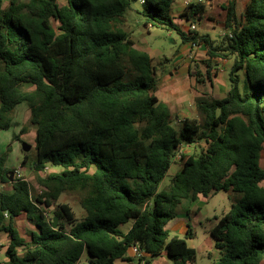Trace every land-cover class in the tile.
<instances>
[{
    "label": "trees",
    "instance_id": "trees-1",
    "mask_svg": "<svg viewBox=\"0 0 264 264\" xmlns=\"http://www.w3.org/2000/svg\"><path fill=\"white\" fill-rule=\"evenodd\" d=\"M6 1L0 0V131L11 127L18 106H28L36 129L31 168L44 191L35 196L0 157V237H9L0 264L132 262L134 246L146 254L141 264L163 255L171 264H197L187 242L191 227L186 238H170L167 225L185 201L221 191L241 197L211 231L219 264H264V0H248L241 13L238 0H229L220 43L183 31L171 13L175 0H11L5 8ZM136 3L147 28L175 30L183 43L204 45L211 59L234 57L227 96L198 102L203 122L186 119L177 128L159 102L158 70L125 30ZM206 12L193 3L181 18L195 24ZM207 76L212 82L210 70ZM203 141V152L182 154L179 171L161 189L178 153ZM64 194L78 195L85 217L59 205L54 229L44 208ZM22 216L33 226L25 236L17 224Z\"/></svg>",
    "mask_w": 264,
    "mask_h": 264
},
{
    "label": "rangeland",
    "instance_id": "rangeland-1",
    "mask_svg": "<svg viewBox=\"0 0 264 264\" xmlns=\"http://www.w3.org/2000/svg\"><path fill=\"white\" fill-rule=\"evenodd\" d=\"M21 2H27L28 0H19ZM213 2L214 9L210 11V19L206 18V20L201 23L198 21L196 23L197 28L202 34H210L212 39L216 40V43H220L223 40L224 35L222 34L224 29L221 27L222 24L226 20V11L223 9L224 6L227 5L228 0H210ZM248 0H240V8L244 7V4ZM11 0H7L5 2L4 7L7 8L10 6ZM61 5L66 3V0H59ZM239 8V11H241ZM133 11H141L142 6L140 3H136L132 6ZM127 24L125 26V30L134 35H140L145 33L144 26L141 25L139 28L138 22H144L145 18L140 17L136 12H127ZM208 16V15H207ZM179 24L184 25L185 19L179 18ZM190 25V22H188ZM54 26L57 28L58 23L53 22ZM203 26V27H202ZM204 26H213L214 30L206 31ZM225 34V33H224ZM146 40L149 43H157L158 45H162L166 47L168 50L167 56L173 57L176 53V50L183 45L181 36L175 32H169L167 29H152L151 34H145ZM216 59V58H215ZM206 60L202 61L201 58L198 59L197 65L193 66V84H196L197 89L200 92H205L209 94L211 98L222 99L227 96L228 91L231 88L229 75L234 63V57L230 56L225 59H220V64H225V70L222 73V77L220 79L215 78L214 87L210 80L208 79L207 72L209 69H213L218 67V60ZM228 60V61H224ZM220 70V69H219ZM200 72L197 74V72ZM219 72H217L218 74ZM212 74V72H211ZM239 76L241 77V88L243 89L246 83V76L243 71H240ZM202 75V76H201ZM213 75V74H212ZM215 75V74H214ZM203 80V82H197V80ZM26 90H33L32 86H25ZM205 98V97H204ZM198 119L200 122H203V116L200 112L198 115ZM29 119H30V111L26 104H22L18 106L15 110V117L12 121L11 127L6 131H0V157L6 158V166L10 169L16 168L21 177L26 181H29L34 195L38 196L43 193V188L38 184L35 173L31 168L32 165L35 164L37 158V152L35 149V137H36V129L34 127H29ZM177 128H180V124H175ZM23 127H29V131L27 135L21 136L20 139L16 138L19 136ZM24 144L30 146L29 151L24 150ZM205 142H199L193 146H189L186 150H184V154L186 155H199L203 152L205 148ZM27 157L28 163L23 165V161ZM178 164V165H177ZM173 166L168 177L164 181L161 189H167L171 184L173 177L175 176L177 170L180 168V160L178 163ZM262 164L264 165V151L262 153ZM48 172L56 171L55 169L49 167ZM1 190L10 193L12 192L11 185H2ZM241 197L240 194H236L233 192H225L221 191L216 194L209 196L208 198L202 200V202H190L185 201L178 209V213L181 217L187 213V208L193 209L197 207V210L194 213H191V222L190 226L193 229V237L188 239V245L197 251V264H215L213 260V256L219 254L220 251L216 248V240L211 235V230L215 228L217 225L218 219L227 214L232 205ZM69 205L74 211L76 218L78 220H83L85 217V211L81 207L80 199L78 195H67L64 194L60 197L59 200L54 202V206L51 208H44L48 219L52 220L55 218V212L59 205ZM200 211L197 213V211ZM197 213V214H196ZM18 227L20 229L21 234L24 236L27 232L33 229L32 224L28 221L26 216H22L17 221ZM132 226V222L124 225L122 227V231L127 232ZM184 224H178V229H172L170 227V238L175 236L179 238H185L186 233H183ZM9 245V237L3 233L0 237V262H6V250ZM86 257H84L85 260ZM83 260V261H84ZM117 264H141L138 260V257L134 259L132 262H122L119 261ZM143 264V263H142ZM152 264H171V260L165 255L162 257H157L152 260Z\"/></svg>",
    "mask_w": 264,
    "mask_h": 264
},
{
    "label": "crops",
    "instance_id": "crops-1",
    "mask_svg": "<svg viewBox=\"0 0 264 264\" xmlns=\"http://www.w3.org/2000/svg\"><path fill=\"white\" fill-rule=\"evenodd\" d=\"M198 1L199 0H175L173 6L171 8V13H172V16L175 18L176 24L178 26H180V28L185 32H189L190 30H192V25H195V27H196L195 31L202 34L199 31V29L197 28L196 23L194 24L190 21L185 20V24L183 26L179 24V21H180L179 18H181V15H183L185 13V11L189 7V5H191L193 3H198ZM203 1H204L203 4L206 5V7H207V12L204 15V17L202 18V20H200L201 23H203L206 20V18L210 19V17H209L210 11H212L214 9L213 2H211L210 0H203ZM246 4H247V2L244 4V7H242V10H241L240 0H238V9L240 8V10H241V11H239L240 13L244 10ZM131 12H136L137 14H139L140 17H143L140 14V11H133L131 9ZM127 15H126V24H127V19H128ZM145 21L144 22H138V25H137L139 28H141V25H143L145 33H142L140 35H134V34L130 33V35H131V38L135 41L136 47L142 51L147 52L150 55L152 62H153V66H155L158 70L159 85H158V90L156 92V96H157L159 102L166 104L169 107V109H170V111L174 117V123L175 124L181 125L182 122L186 119H195V120L199 121L198 115H200L201 111L198 108V102L201 99H208L211 97L209 96V94H207L205 92H200L197 89L196 84H193V71L192 70H193V66L197 65V61L199 58H201L202 61H206V60L211 59L208 56L207 48L204 45H195L191 42H189V43H183L182 42L183 45H181L176 50V53L171 58V57L167 56L168 50L166 49V47H164L162 45H158L157 43L151 44V43L147 42L145 34H148V35L151 34L152 29H154V28L153 27L147 28L144 24ZM188 22H190V25H187V24H189ZM221 27L223 29L225 28V22L222 24ZM204 29L206 31H212V30H214V27L213 26H211V27L210 26H204ZM167 30L169 32H175V30H171V29H167ZM224 33H225V29H224L222 34L225 35ZM207 35H210V34H207ZM214 41H216V40H214ZM215 60H218L219 66L214 68L215 69L214 72L212 71L213 69H209L213 74L212 75V82L211 81L210 82L214 87L216 86L215 78H217V76L219 75L218 79H220L222 77V73L225 70V64H223V65L220 64L219 58H216ZM224 61H228V60H224ZM217 72H219V73L217 74ZM199 73L200 72L198 71L197 74H199ZM197 82H198V80H197ZM201 114L204 117L202 112H201ZM203 120H204V118H203ZM188 147H185L184 150H186ZM12 169L15 170L16 168L15 169L12 168ZM178 171L179 170H177V172ZM203 198L206 199L205 197L200 196L197 201L201 203ZM196 210H197V207H195L193 209L187 208V213L185 215H183V217H181V219H180V215H178V217L176 219L169 222L167 225V229L169 230L170 227L172 229H177L179 221H180V224L182 223L185 225L184 229H183V233H186V235H187V231L189 229L190 222H191V220H190L191 216H192L191 213H194ZM199 211H200V208L197 211V213ZM179 228L180 227H178V229ZM191 230L193 232L192 228H191ZM185 238H186V236H185ZM163 256H165V255H163ZM128 257H134L131 250L128 253ZM213 260H214L215 264H219L220 253L214 255Z\"/></svg>",
    "mask_w": 264,
    "mask_h": 264
},
{
    "label": "built area",
    "instance_id": "built-area-1",
    "mask_svg": "<svg viewBox=\"0 0 264 264\" xmlns=\"http://www.w3.org/2000/svg\"><path fill=\"white\" fill-rule=\"evenodd\" d=\"M203 0H199L198 1V3H200V4H203ZM144 3V1H142V4ZM190 6V5H189ZM196 29V27H195V25H192V30H195ZM182 154H184V148L178 153V156H177V161L178 160H181V157H182ZM18 177L20 178L21 177V175H20V173L18 172ZM131 252L133 253V255L134 256H136V257H145L146 256V254L143 252V251H141L140 249H139V247H137V246H134L133 248H131Z\"/></svg>",
    "mask_w": 264,
    "mask_h": 264
},
{
    "label": "water",
    "instance_id": "water-1",
    "mask_svg": "<svg viewBox=\"0 0 264 264\" xmlns=\"http://www.w3.org/2000/svg\"><path fill=\"white\" fill-rule=\"evenodd\" d=\"M24 150L25 151H29L30 150V146H28L27 144H24ZM58 221H59V219L56 217L55 219H54V229H56L57 228V226H58Z\"/></svg>",
    "mask_w": 264,
    "mask_h": 264
}]
</instances>
